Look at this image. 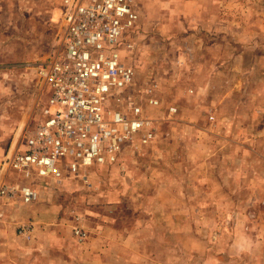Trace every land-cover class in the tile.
Masks as SVG:
<instances>
[{
  "label": "rangeland",
  "instance_id": "374dc122",
  "mask_svg": "<svg viewBox=\"0 0 264 264\" xmlns=\"http://www.w3.org/2000/svg\"><path fill=\"white\" fill-rule=\"evenodd\" d=\"M135 4L132 86L161 103L148 109L156 139L126 144L86 178L37 183L32 203L0 199V229L66 232L60 264H264V98L253 93L264 84V0ZM60 7L0 0V178L48 95L39 69L60 47Z\"/></svg>",
  "mask_w": 264,
  "mask_h": 264
},
{
  "label": "built area",
  "instance_id": "2783aa9c",
  "mask_svg": "<svg viewBox=\"0 0 264 264\" xmlns=\"http://www.w3.org/2000/svg\"><path fill=\"white\" fill-rule=\"evenodd\" d=\"M64 30L60 47L39 69L48 95L35 123L24 130L3 167L0 199L29 204L37 183L87 177L90 166L114 163L128 143L156 139V119L149 108L159 99L146 88L133 89L130 62L140 14L135 0H60ZM177 107H166L174 114ZM13 173L6 180L7 173ZM32 225L18 232L31 238ZM78 241L87 232L74 229Z\"/></svg>",
  "mask_w": 264,
  "mask_h": 264
},
{
  "label": "crops",
  "instance_id": "0c3cea01",
  "mask_svg": "<svg viewBox=\"0 0 264 264\" xmlns=\"http://www.w3.org/2000/svg\"><path fill=\"white\" fill-rule=\"evenodd\" d=\"M236 89H231V92L237 91ZM253 93H258L259 97L264 98V84L259 83V86H257L255 90L253 89ZM260 103L262 102L260 101ZM257 110L258 109H256V111ZM249 149L253 150L254 148L251 147ZM253 151L259 154V150ZM4 173H6V169L3 170L1 176H3ZM13 175L14 174L11 172L7 173L10 179H13ZM54 209L55 208H53L52 211H55ZM12 219L19 221L21 218L13 215ZM32 223L33 231L31 232L30 239H25L17 232H4V230L0 229V264H60L61 260L64 261V259H67L68 254L66 257L65 252H68V248H66L65 243L66 240L69 239L67 237L70 235L66 234V232H55L57 231L55 228L52 231L34 232L37 230L36 224H38V222L35 221ZM1 225L2 223H0V226ZM10 240H19L23 243L27 242L28 245L24 244L21 248ZM75 253L77 252L75 251ZM93 257H98L95 252H93Z\"/></svg>",
  "mask_w": 264,
  "mask_h": 264
}]
</instances>
